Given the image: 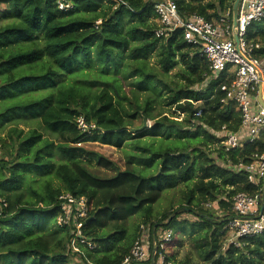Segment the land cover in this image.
I'll list each match as a JSON object with an SVG mask.
<instances>
[{
  "label": "trees",
  "instance_id": "16d2710c",
  "mask_svg": "<svg viewBox=\"0 0 264 264\" xmlns=\"http://www.w3.org/2000/svg\"><path fill=\"white\" fill-rule=\"evenodd\" d=\"M123 1L114 9L111 0H74L63 11L54 0H0V264H70L72 254L78 264H123L139 235L140 225L128 228L136 215L152 242L160 229L189 235L203 264H264V233L236 247L225 246L224 230L233 196L257 189L231 165L264 152V131L225 152L219 131L242 123L235 103L221 102L230 80H209L208 61L182 29L155 36L153 0ZM175 1L182 17L213 20L233 9V0ZM246 37L264 58V20ZM80 116L96 129L80 131ZM144 120L151 126L140 129ZM87 143L124 149L125 167ZM180 185L183 203L154 219V206ZM66 191L89 200L84 232L93 249L75 252L70 229L51 224ZM182 213L196 219L180 221Z\"/></svg>",
  "mask_w": 264,
  "mask_h": 264
},
{
  "label": "built area",
  "instance_id": "2783aa9c",
  "mask_svg": "<svg viewBox=\"0 0 264 264\" xmlns=\"http://www.w3.org/2000/svg\"><path fill=\"white\" fill-rule=\"evenodd\" d=\"M60 10L74 9V0H54ZM114 8L125 4L123 0H111ZM157 28L155 36L168 37L176 29H182L184 39L199 48L200 54L208 63L213 79L226 75L230 84H223L225 96L221 102H234L241 114V129L233 132L227 128L219 131L221 144L225 152H231L243 146L246 141L253 142L264 131V58L256 55L260 44L248 40L247 30L256 22L264 20V0H240L236 10H227L219 19L207 20L199 14L182 17L175 0H153ZM235 0H233V5ZM239 40H235V34ZM200 112H198V115ZM80 131L91 133L96 124L88 123L80 116L77 119ZM150 126V123L148 124ZM78 145H81L79 143ZM1 148V144H0ZM249 161H240L231 165L235 171H244L248 180L257 186L254 192H238L232 198L233 214L226 218L224 230L227 241L225 246H240L241 239H248L264 233V152L254 153ZM59 209L55 216L57 227H68L74 235L70 246L78 251L79 244L94 248L88 240L84 225L87 223L91 205L85 196H76L63 192L58 197ZM6 201L0 195V215ZM143 228V227H142ZM149 228V227H148ZM152 242L149 234L138 235L132 248L124 257L123 264H136L152 260V264H177L168 259L167 245L172 240V230H165ZM70 264H78L74 260Z\"/></svg>",
  "mask_w": 264,
  "mask_h": 264
},
{
  "label": "rangeland",
  "instance_id": "374dc122",
  "mask_svg": "<svg viewBox=\"0 0 264 264\" xmlns=\"http://www.w3.org/2000/svg\"><path fill=\"white\" fill-rule=\"evenodd\" d=\"M213 79L214 80L217 79L215 74L213 76ZM205 85L206 84H200V85H197L196 88L203 89L205 88ZM126 89L128 90V87H126ZM159 110H161V108L157 109V111ZM163 111L164 112L168 111V108L164 107ZM179 116H180L179 117L180 119L183 117V115H179ZM136 123L141 124L139 120H137ZM3 136L4 134L0 133V138ZM0 144H1L0 156L2 157L4 147L2 146L1 140H0ZM86 147L87 149L97 151L101 153L102 155H104L105 157H107L108 159L116 162L117 165L121 167L122 169L125 167V150L124 149L116 148V147H112V146H108V145H104L100 143H87ZM91 168L95 173H97L99 176H102V177H110L113 174H115V172L112 170H106L104 168H99L96 166H92ZM53 185L58 186L60 185V182L58 180H55ZM181 190H183L182 185L178 186L175 189L168 190L164 193V195L162 196V199L154 206V215H153L154 219L155 218L159 219L161 217V214L166 213V212H171L173 209L179 208L181 203H183V193ZM204 207L208 208L210 211L216 214L219 213V209L217 208L218 205L215 202H206L204 204ZM184 218H187L189 220L196 219L194 216L188 213H182L180 217L178 218V220L181 221ZM142 223L143 222L141 221L140 216L136 215L130 220L128 224V228L132 232L136 228L137 225H140V228H139L140 231H138L139 235L140 233L148 235L149 225H144V224L142 225ZM51 224H54V219H52ZM162 232L163 230L161 229L157 231L158 235L162 234ZM174 234H175V240L173 239V242H170L167 245V254L173 255L176 261H182L190 257L193 264H203L202 260L199 259L198 257L197 249L195 248V245L191 237L189 235H187L186 237H181L178 233H175V232L173 233V235ZM90 249H93V248H90ZM75 258H76L75 255L72 254L70 257L71 262H73Z\"/></svg>",
  "mask_w": 264,
  "mask_h": 264
},
{
  "label": "water",
  "instance_id": "95a60500",
  "mask_svg": "<svg viewBox=\"0 0 264 264\" xmlns=\"http://www.w3.org/2000/svg\"><path fill=\"white\" fill-rule=\"evenodd\" d=\"M239 1H240V0H235V3H234V5H233L234 10H236ZM235 40H236V41L239 40V37H238V34H237V33L235 34ZM258 100L260 101L261 104H264V101H263V98H262V95H261V90H260L259 95H258ZM146 125H147V123H146V121L144 120V123H143V125H142V127H141L140 129L146 127ZM133 130H136V129H133Z\"/></svg>",
  "mask_w": 264,
  "mask_h": 264
},
{
  "label": "clouds",
  "instance_id": "9594fccd",
  "mask_svg": "<svg viewBox=\"0 0 264 264\" xmlns=\"http://www.w3.org/2000/svg\"><path fill=\"white\" fill-rule=\"evenodd\" d=\"M74 3H75V2H74ZM112 5H113V3H112ZM74 8H75V7H74ZM113 8H114V6H113ZM114 9H117V8H114ZM72 10H73V9H72ZM99 22H100V21H98L97 23H99ZM156 22H157V20H156ZM149 123H150V122L148 121L146 126L150 127L151 125L149 126V125H148ZM150 124H151V123H150ZM156 232H157V231H156ZM156 232H155V233H156Z\"/></svg>",
  "mask_w": 264,
  "mask_h": 264
},
{
  "label": "crops",
  "instance_id": "0c3cea01",
  "mask_svg": "<svg viewBox=\"0 0 264 264\" xmlns=\"http://www.w3.org/2000/svg\"><path fill=\"white\" fill-rule=\"evenodd\" d=\"M92 242V241H91ZM95 244V243H94ZM96 246V245H95ZM90 248V247H89Z\"/></svg>",
  "mask_w": 264,
  "mask_h": 264
}]
</instances>
